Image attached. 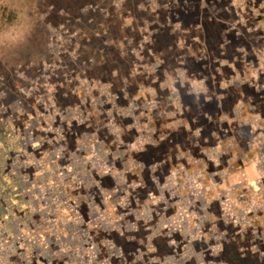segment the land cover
I'll return each mask as SVG.
<instances>
[{"label":"rangeland","instance_id":"1","mask_svg":"<svg viewBox=\"0 0 264 264\" xmlns=\"http://www.w3.org/2000/svg\"><path fill=\"white\" fill-rule=\"evenodd\" d=\"M0 264H264V0H0Z\"/></svg>","mask_w":264,"mask_h":264},{"label":"flooded vegetation","instance_id":"2","mask_svg":"<svg viewBox=\"0 0 264 264\" xmlns=\"http://www.w3.org/2000/svg\"><path fill=\"white\" fill-rule=\"evenodd\" d=\"M220 223H222L221 221H220ZM223 224V223H222ZM222 224H218L217 225V227L219 228L218 230H216V232L218 233V231L220 232V233H218V236L220 237V235L222 234V233H224L225 232V226L223 227V226H221ZM209 227V225L207 226V228ZM222 228H224V229H222ZM221 229V230H220ZM238 232V231H237ZM238 234H240L239 232H238ZM223 235H225V234H223ZM224 239H225V237L223 236V238L222 239H219L218 240V244L220 245V247L218 246V252L215 254V256H214V258L215 259H220V258H222L223 257V254H224ZM210 241H212V242H210ZM203 242V241H202ZM214 241L213 240H209V242H207L206 244H204L203 246H204V248H205V250H207V253L208 252H210L211 250H212V246H213V243ZM192 245V244H191ZM206 246V247H205ZM236 247V246H235ZM210 254H211V252H210ZM207 256V255H206Z\"/></svg>","mask_w":264,"mask_h":264}]
</instances>
